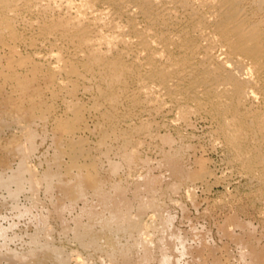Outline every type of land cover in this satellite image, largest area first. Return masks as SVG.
<instances>
[{
    "label": "rangeland",
    "instance_id": "374dc122",
    "mask_svg": "<svg viewBox=\"0 0 264 264\" xmlns=\"http://www.w3.org/2000/svg\"><path fill=\"white\" fill-rule=\"evenodd\" d=\"M23 6H22V8H24L25 10L22 8L19 9V14H18L19 17L17 16L16 20L14 19V21H15L14 27L15 26L17 27V28L15 27V30L18 29L19 34H21V35L26 34L25 36H28V34H30L29 36H31V38H33V40H34L36 38L35 33H34V31H35L34 28H36L38 26V21H40L42 23L44 21L47 22L46 20H49V19L51 20L53 17L57 16V13L52 12L51 10L50 11L52 13H49L50 12L49 10H45V12L44 11L41 12L42 14H44L41 16L40 11H36V10H38L36 8L37 6H32V8H31V6H30V8L28 6H26V7H23ZM26 8H29V9H26ZM30 9H32V11H30ZM24 11H27V12H24ZM23 13H24V15H23ZM36 13L38 15H40L41 17L40 16L38 17V15ZM47 13H49V14H47ZM46 14H47V16H46ZM53 14H54V16H53ZM25 16H27V17H25ZM21 18H23V19H21ZM19 19H20V21H18ZM29 19H31V20L29 21ZM32 19L34 21H32ZM42 19H43V21H42ZM22 20L26 24H24V22ZM28 22L30 25H31L30 22H33V23L31 26H29V24L27 25ZM35 24L37 25L36 27H35ZM29 28H30V30H29ZM32 34H34V36ZM45 39L44 38H36L35 39L36 41L34 40L33 45L28 43V42L27 43L18 42L15 44L16 46L18 45L15 48V50H17L19 52H16L14 50L15 45L13 46V48H11L12 45H9L6 43H5L6 44L5 45L4 43H2V41H0V45H1L0 47L3 46V49L0 48V54H1L0 56H2V57H0L1 66L4 65V68L5 67L7 68L8 66L13 64L12 66L13 67L16 66L15 70H17V72L19 74L22 75V71H23L24 74L22 76H29L28 70H27V68H25L26 66L23 65L20 61H18V59L20 57L22 58L24 56L26 58V57H29L31 55L32 58H34L35 57L33 55L34 51H38V50H39L38 52H39L40 56H42V57L44 55L47 56L48 52L50 51V49H49L51 47L50 44H52L53 46L55 45L56 47L54 46V48H56V49L59 46L58 48H61L63 50V52L65 50V54H67V55H70V53L72 52V48H70L68 45H67L68 47L65 46V44H68V43H65L64 41H62L60 39H58L59 42L57 41V39H54V37L53 38L47 37L46 41H45ZM52 39L54 42L52 41ZM38 40L39 41L41 40V41L39 42ZM49 42H50V44H49ZM63 42H64V44H63ZM42 43L45 45H43ZM59 43L60 44L62 43V44L60 45ZM53 46H52V48H53ZM60 46H62V47H60ZM42 50H43V54L41 53ZM45 50H47V51H45ZM66 50H68V51L66 52ZM32 51H33V54H32ZM44 53H47V54H44ZM3 55H6L5 56L6 59ZM31 56H30V59H32ZM13 57L15 59L18 58V59H16L18 62L15 59H13ZM11 58H12L13 62H12ZM126 58H128V59H126ZM126 58L125 59L127 61H129V57L127 56ZM7 59H10V60L7 61ZM38 59L41 60V61L38 60L39 62H41V64L44 62L46 65L51 63L50 61L53 60V59L50 60V59H44V58H38ZM14 60H15V62H14ZM46 60H47V62H46ZM79 60L78 59L76 60L74 58L73 61L75 64L78 63L77 68L78 69L80 68L79 71H81V69L83 67L82 66L83 61L80 60V61H82V63L76 62ZM126 60H123V61H126ZM6 63H9L10 65H6ZM17 63H18V65H17ZM20 64H22L23 66ZM45 64H43V65L45 66ZM144 66L136 68V71L138 70L139 72L138 71L136 72L135 69H132L133 72L131 70L129 72V74H128V72L125 73L126 75L124 74V77H126V78H128V76L131 77V75H130L131 73L133 75L131 78L130 77L128 78L129 80L126 78H123V80L126 79L125 82L127 84V87L129 86L130 89L127 87L124 88V89L127 88L125 91L128 93L126 94V92L124 90L120 89V87L119 88L116 87V86H118V84H117L115 86V89L118 88L116 90L118 95H117V101L115 100L114 102L109 101L111 99L104 98L100 94V89L103 87V84L105 82H104V80H102L101 75H99L100 71L98 69H95L96 71H94V70L91 71L90 72L91 74L88 73V74H85L83 76L81 75L82 77L80 75H71V77L74 79L73 80L69 77L70 75L68 76L65 73H57L55 75L57 76L58 79L53 78L56 76L55 75L52 76L53 74H51L49 71H47L46 68H44L43 71L35 77L34 82L36 81V85L34 86V88L32 90L36 91V92H32L30 90L31 94H30V92L27 94L23 93V91L21 92V89L18 88V84L16 83L15 80H13V82H12V80L10 81V79L9 80H3V78H1L0 81L3 82L2 86H5L4 89L1 86L2 90L0 88V96H1L0 97V106L2 105L0 107L1 110L2 109L5 110L4 109V106H5V108H7L6 109V111H7L9 109V107L14 106V105H16V107H18V108H20L22 106L21 107L22 110H28V109H31L32 102H33V104L35 103V107L37 106L35 108V110L38 109L39 110V111L37 110L38 113L45 111V110L46 111L48 110L47 111L48 113L45 114L46 119L45 120H42V119L37 120L33 125V128H35L34 129L35 134L37 136V138L35 136V138H36L35 147L36 148L30 154V156L27 157V160H28V163L31 164V166L35 170L37 168L36 172L39 171V173L42 174L49 167L55 166V164L53 163V159H54L55 154H57V152L58 153L62 152V157H61V161H60V164L62 166L59 165V167L63 168L64 170L68 169L66 167V165L68 167H70L73 164L72 159H71L72 142H74L76 139H78V141L82 140L84 147H85V150H89L92 153L89 151H86V153H88L87 156H89V154H90V156H89L90 158H88L85 154V155H83L84 157L80 156V159L79 158L76 159L77 160V163L75 164L76 169L74 166H73L74 168L72 167L71 175H74L75 172H78L77 168H79V167H84V166L88 167V165L91 166L90 164L91 163L93 164L95 162V160H94V158H95L97 163H96V165H94L95 164L94 163L92 165L93 167L92 166L91 167L92 168L96 167L95 169L98 171V173L100 171V174L101 173L103 174L102 176L106 179V181L108 180L107 181L108 189L110 188V186H111V188L109 190L106 188L107 192L109 194V203H107V205L109 204L108 205L109 207H108L104 202H102L100 196H98L95 192H93V191L89 192V194L86 198H78L77 196H74V194H73V188L71 189L72 185H69L71 187H69L67 185H63V184L59 183V181L56 179L54 180L53 185L50 188L48 187L47 182H43L42 184L40 183L41 185L38 184V186H32V185L28 184V185H26V188H24V190H21L19 192L20 194L19 193L17 194L18 196L16 195L17 197H15V196L13 197L12 194H10V191L8 189L0 186V229L3 228L2 230L3 231L5 230L3 232V234L0 233V250H1L0 251V254H1L0 255V264H21V263L22 264L23 263L24 264H46V263L47 264H55L54 256H53L52 252L49 251L48 249H39L35 252L34 255H29V256L25 257V259L22 262H21V260L20 261H18V260L13 261L9 257L2 255L3 253L7 254L8 250H13V251L15 250V251L19 252L20 254L24 253V255L29 254L31 252V250L36 249L37 245L39 246V245L44 244L43 241L46 240V238H44V237H46L44 232L50 233V236L53 239V240H51V238H50V240L52 243L54 242V244H55V245L53 244L54 246L58 247L60 250L65 251V253H67L69 256L71 255L69 258L70 262H68V264H82V263L83 264H100V263L103 264V260H106L108 258V254H109L108 251H110V250H106L105 248L101 249L98 245H97L98 246L97 247L95 242H93V243L92 242L89 243V241L84 242L76 234L83 233L85 231V229L90 227V226H88V225H90V223L94 224L95 228L98 225L97 229H95L96 233L103 234L102 230L100 229V226H99L100 222L97 221L98 219H93V218H96V216L99 215L100 211L102 213V215L100 213L101 216H108V215H110V212H112V210H114L113 206H115V208H118L119 206H121V200L122 199H120L119 196H116V192L114 191V189H112L114 187L113 184H115V183L117 184V182L119 185L123 186L125 196H126L125 200L128 199L132 203L134 202L132 204V208H134V207H136V208H134V209L131 208V210H130L131 215L136 214L138 210H135V209H138L137 207H139V203H140L141 199L144 198L145 196L147 198V195L144 194L145 193V191H144L145 189H143L144 185H141L140 188L136 185L137 180L141 181L143 179H144L143 181H148V180L152 181V185H153L152 191L154 192L157 204H159L161 206L162 210H160V211H162L163 213H165L169 217L170 222L168 224V227H169L171 233H173L174 235L172 234L173 244H172V248L168 251V253L170 256H172V258H174L175 264H264V178L261 176V175H263L261 173L264 170L263 169L264 168V162H263L264 160H261L263 163L261 161H260L261 163L260 162L254 163L253 167L250 168L248 166L247 162H245L244 159L240 158L236 149L227 140L226 135H225V130L221 127V124H219L220 123L219 120L217 118L213 117L212 113L214 112L213 110L215 109L214 108L215 106L212 104V102H211L210 98H208V96H207V99H205L206 97H203V96H206L205 94L202 93L199 96V92H198L197 97L192 96V99H191V97H185V98L181 97V99H182L181 100L180 98H178L177 94H175V93L172 94L173 96H171V94L165 93L163 95L164 98L162 100L164 104H162L158 101L156 102V100H154V99H147L144 96H141V94L138 93L137 85L139 87L140 84H138V83H141L139 81L143 80L142 78H144L146 76V73L150 68L149 64L144 65ZM146 66H148V67L146 68ZM142 68H145L148 70H144ZM19 69H20V71H19ZM140 69H141V72H140ZM25 70H26V72H25ZM45 73H47V76ZM137 73H139L140 76ZM141 73H142V75H141ZM64 74H65V76H64ZM143 74H144V77H143ZM41 75H43V76H41ZM49 75H50V78H49ZM88 75L90 78L87 77ZM95 76H99L102 81L100 79H98L99 77H95ZM75 77L77 78L76 82H75ZM45 78H48V79H45ZM95 78L97 80H95ZM61 79L64 80L63 82H65L67 84L63 83L61 81ZM92 79H94V80H92ZM130 79L132 80V83H134L133 85H132ZM134 79H135V81H134ZM52 80H56V81L59 80L58 81L59 84L56 81L54 82ZM69 80L70 81L73 80L74 82H70ZM80 80L82 83L80 82ZM86 80H87V82H85ZM5 81H7V82H5ZM93 81H95V82L97 81L96 82L97 84L96 83L94 84ZM127 81L128 82L130 81L131 84L130 83L128 84ZM8 82H10V83H8ZM38 82L39 83L41 82V84H39ZM77 82H78V85H77ZM88 82L90 84L87 85ZM5 83L7 85H5ZM79 83H80L81 87H80ZM63 84H65V85H63ZM92 84H94L93 85L94 88H93V86H91ZM16 85H17V87H15ZM38 85H40V86H38ZM41 86H42V88H40ZM64 86H65V88H64ZM87 86H90V87H87ZM60 87H62L63 89ZM37 88L40 90H38ZM76 88H78V89H76ZM36 89L39 92H37ZM97 89L99 90V92ZM131 89H132V91H131ZM71 90H74V92L76 94H74V92H69ZM91 91L93 94L90 93ZM129 92L131 94H129ZM176 92L178 93V90H176ZM36 93L38 95H36ZM71 93H72V95H71ZM95 93L98 94L96 97L94 96ZM65 94L67 96L66 99L64 98ZM137 94H138V96H137ZM139 94H140V97H139ZM24 95H26V96H24ZM27 95H29V96H27ZM31 95L34 99L31 97ZM73 95H75V96H73ZM125 95H127V97ZM135 95H136L137 100L133 99L135 97ZM71 96H73V97H71ZM98 96L99 97L102 96V98H98ZM130 96L133 97V98H131V100H130ZM2 97H3V99H2ZM27 97H29V98H27ZM94 97L96 99L95 101H94ZM198 97L202 98L204 101ZM5 98L7 101L5 100ZM31 98H32V100H31ZM40 98H41V100H40ZM70 98H71V100H70ZM118 98H119V100H118ZM120 98L122 99V102H120V100H121ZM141 98L143 99V101L141 100ZM177 98H178V100H181V101H178ZM124 99H126V100H124ZM127 99L129 100V102L127 101ZM173 99H174V101H173ZM197 99H198V102L196 101ZM2 100L5 103L2 102ZM35 100H36V102H35ZM133 100H134V106H133ZM144 100H146V101H144ZM186 100L189 104L186 103ZM259 100H260V98H258L256 101L253 102L255 108L253 106H252V108L257 109V110L259 109V111L261 113H264V109H263L264 108V100L263 99L260 101ZM39 101H40V103L42 102L44 104L41 103V105H42L41 106ZM101 101H103V102L105 101L104 102L105 104ZM148 101H150V102H148ZM9 102H11V103H9ZM68 102L70 103V105L68 104ZM117 102H119V103H117ZM130 102L132 104L131 106H130ZM182 102H183V105H182ZM199 102H200V104L202 103L204 105L201 104V106H200ZM256 102H257V104H256ZM3 103L6 104L8 107L6 105H4ZM36 103H38V104H36ZM108 103H110L109 104L110 107H109ZM156 103H159V104H156ZM66 104H68L69 106L68 105L65 106ZM74 104L81 106V119H83L84 121H81L82 125L81 124L79 125L82 128L79 129L78 128L79 126H78L77 127L78 129L76 128L75 132H72L71 134H67L66 132H64L63 129H61L59 127H62L60 125V124H62V122L65 123L68 119L70 120V117L73 114V112L70 111L71 108H69V107L73 106ZM80 104H83V105H80ZM161 104L166 109L164 107H162ZM179 104H181V106ZM198 104H199V106H198ZM210 104L213 105L214 107L211 106ZM255 104H256V106L257 105L258 106L256 107ZM91 105H93L92 108H89ZM152 105H153V107H152ZM176 105H179L178 109H177ZM245 105H247V104H245ZM245 105H243L241 108V110H243L242 112H244L246 109V108L243 109V107H245ZM251 105H253V104L248 103L249 107ZM38 106L40 107V109H42L41 111H40ZM82 106L87 108L88 110L85 108L83 109ZM96 106L100 110L97 109ZM105 106H107L106 110H105ZM189 106H191V107H189ZM210 106H211V108H210ZM42 107H44L45 110H43L44 108H42ZM46 107H48V109ZM122 107H124V108H122ZM129 107L131 110L128 109ZM182 107L188 108V113L185 116L182 115V112H181ZM200 107L202 109H200ZM49 108L51 110H49ZM68 108L70 110H68ZM95 108L99 111L95 110ZM107 108H108V110L109 109L110 110L108 111ZM114 108L116 110H113ZM118 108H120V110ZM158 108H160V109H158ZM192 108L194 109L193 111H192ZM261 108H262L263 112L260 110ZM92 109H94L95 111ZM144 109L145 110L147 109V110L144 112L143 111ZM210 109H211V111H210ZM1 110H0V112H3V110L2 111ZM66 110H68L69 112ZM85 110H87V111H85ZM118 110H119L121 115L119 114V112H117ZM148 110H149V112H148ZM159 110H161V111H159ZM83 111H85V113ZM114 111H116V112H114ZM123 111L129 112V114H127L128 117H126V113L124 114ZM49 112H50L51 117L49 115H47V114H49ZM151 112H153V113H151ZM53 113H55L57 120L55 119V116L53 115ZM67 113H68V116H67ZM70 113H72V114H70ZM117 114H119V115H117ZM101 115L104 116L105 119ZM57 116H59L60 119ZM113 116H114V118H113ZM115 116H117V117L115 118ZM120 116H122V117H120ZM49 117L52 120L47 119ZM61 118H63V120ZM64 119H65V122H64ZM102 119H104L105 121ZM112 119H114L115 122ZM229 119H231V117H229ZM53 120L55 122L57 121V123H55ZM60 120H62L61 123H60ZM106 120H107V122H106ZM110 120H112V121H110ZM118 120H119V122H118ZM147 121H148V123H147ZM40 122L41 123L44 122L42 124L43 126L41 125ZM99 122H100V124H99ZM108 122L110 125L108 124ZM113 122L117 123L116 127H115V124H113ZM143 122H144V124H143ZM14 123H12L11 125H6L7 128L4 126V129L2 128V130L0 127V170H2V169H3L2 171L7 170V172H11L12 170L16 169L20 160H21V155L19 154V152H17V150L15 151L14 149L13 150L11 149V148H13L12 146H14L15 140H16L15 145H17L18 143H20L23 140V138H21L23 130L21 129V127L18 126L17 122H14ZM132 125H133V127H132ZM146 128H147V131H146ZM20 129L22 132L20 131ZM104 129L108 132H106ZM101 130H103V131H101ZM115 130H116V132H115ZM103 132L106 133L107 135L105 136V134ZM112 135H114V136H112ZM250 135H252V136H250ZM68 136L70 137L71 140L68 139L69 138ZM253 136L254 135L251 133L247 135L248 145H246V147H244V151H243L244 153H246V155L248 154L247 156L250 157L251 160H252V156H254V154L257 151V148L255 147L256 148V150H255V148L252 146V143L250 144V141L253 140ZM122 137H125V138H122ZM66 138L70 141H68ZM74 138H75V140H74ZM101 138H102V140H101ZM17 141H19V142L17 143ZM75 142H77V141H75ZM124 142H125V144H124ZM135 143H136V145H135ZM106 146L109 148H107ZM132 146H135L136 148L132 147ZM124 148H126L125 149L126 151H130L132 148H133V150L135 149L134 150L136 152V155H135L136 158L134 160L135 162L134 161L128 162L127 160L123 159L124 158L123 154L125 151ZM260 148H261V150L262 149L264 150V145L261 146ZM119 149H121V150H119ZM100 150H103V152ZM263 150H262V153H264ZM118 151H119V153H118ZM122 151H123V153H122ZM109 152H111V153H109ZM106 154H107V156H106ZM119 154H121L122 157ZM93 155H95L97 157H95ZM102 156H103V158H102ZM92 157H93L94 162L91 159ZM109 157L111 158V160H109L110 159ZM138 157H139V159H138ZM165 157H167V158H165ZM171 157H175L176 161L178 162L176 171L173 170V168L169 162V158H171ZM99 160H101V161H99ZM114 160H116V161L113 162ZM136 161H138V162H136ZM81 162H83V163H81ZM51 163H53V164H51ZM84 163H85V165H83ZM112 163H119V165L121 164V166L118 167V169L114 172V174L110 172V166L108 167V165H110ZM81 164H82V166H81ZM127 164H128V166H127ZM64 166L66 168H64ZM97 166H98V168H97ZM99 166L102 167L101 170L103 172H101V170L99 169L100 168ZM132 172L134 175L132 174ZM39 173H38V175H40ZM153 180H154V182H153ZM44 183H47V184H44ZM57 183H59L60 185ZM65 186H66V188H65ZM33 187H35V188H33ZM47 188L52 189V190H49ZM144 188H145V186H144ZM142 189H143V195L139 197L138 191L140 192V190H142ZM131 192H132V194H131ZM68 193L71 196H69ZM10 196H12V197H10ZM69 198L72 199L73 201L72 200L70 201ZM138 198H139V200H138ZM99 201H100V203H99ZM117 201H119V202H117ZM68 202H70V203H68ZM114 202L115 203L117 202V203L114 204ZM71 205L73 207H71ZM55 206H56V208H55ZM103 207L105 210H103ZM71 208H73V209H71ZM57 209H59V210H57ZM101 209L104 212H102ZM151 209L152 208H150V209L148 208L147 209L148 213L147 212L144 213V215H146V216H144L145 221H148L151 216H154L156 214L155 210L154 209L151 210ZM55 210L57 212H55ZM107 210H109V211L107 212ZM51 211H54V214ZM32 212H33V214H32ZM41 212L44 214L42 215ZM96 212L98 213V215H95V214H97ZM36 213H37V217H36ZM151 213H152V215H151ZM32 215H33V217H32ZM56 215H60L61 217L62 216L63 217L61 219V217H59V216L57 217ZM35 217L37 220L35 219ZM41 217H42V219H41ZM43 217H45V218H43ZM75 219H76V221H75ZM33 220H35V221H33ZM41 220H43V221H41ZM79 222H81V223H79ZM93 222H96L97 224L93 223ZM46 224L48 226L45 228ZM37 225H38L39 229H38ZM40 229H41V231H40ZM149 231L150 232L147 231V233L142 234V236L137 235V237H136L134 235L128 239L124 235L121 236V234L120 235L117 234L115 237L117 239L120 238L118 242H119V245L121 244L123 246V248H126L128 245L131 246L130 244L133 243L135 238H136L135 241L138 240L140 242V241H143L145 237H146L145 239H148V237H149L152 239V244H155V243L157 244L156 239L157 240L159 239V241H160L159 235L156 232H154L153 230H149ZM34 236H35V238H34ZM143 236H144V238H143ZM123 237L127 240V243H125L126 246L124 245L125 239H123ZM34 240L37 242H34ZM120 240H121V242H120ZM129 242H131V243H129ZM83 244H85V245L88 244V245L85 246ZM33 245H34V247H33ZM121 245H120V247H122ZM40 247H42V246H40ZM139 249L140 248H138L136 246L132 248V250H135L133 255L134 256L136 255V257H135L136 259L138 257L137 255H138ZM42 250H43L44 254L42 253ZM95 250L97 252H95ZM104 250H106V252ZM99 251L100 252L102 251L103 253L102 252L100 253ZM104 252L106 253L105 256H104ZM107 252H108V254H107ZM160 252H161L160 249H158V248L155 249V251H154L155 254L153 253V256H152V257H154V258H152L153 264H159V258H157V257H158V254L159 255L161 254ZM97 253H98V255H97ZM134 256H133V258H134ZM155 256H156V258H155ZM71 257H73V258H71ZM73 259H75V260L73 261ZM118 263L123 264L125 262L122 258H118L117 261L115 260V264H118ZM133 264H135V263H133Z\"/></svg>",
    "mask_w": 264,
    "mask_h": 264
},
{
    "label": "bare ground",
    "instance_id": "6f19581e",
    "mask_svg": "<svg viewBox=\"0 0 264 264\" xmlns=\"http://www.w3.org/2000/svg\"><path fill=\"white\" fill-rule=\"evenodd\" d=\"M22 6L23 7L28 6L29 8H30V6H31V8H32V6H37L36 8L38 10H36V11H40V13L42 11L45 12V10H49V11L51 10L52 12H56L57 16L53 17L51 20L50 19L46 20L47 22L44 21L43 23L38 21V26L35 24V27L37 26L36 28H34L35 29V31H34L35 36H36V38H44V39L45 38L47 39V37H50V38L54 37V39H57V41H58V39H60V40L64 41L65 43H68V44H65V46L68 45L70 48H72V52L70 51L72 54L71 53H70V55L65 54V50L63 52V50L61 48H58L59 46L56 49V48H54L55 45L53 46L49 42L51 47L50 48L48 46L47 47L50 49V51L48 52V54L44 53V54H47V56H45V55L43 57L40 56L39 52H38L39 50H38V51H34V54L32 51V54L35 56L34 58H32V56L30 55L32 59H30L29 55H28L29 57H26V58L24 56L22 58L20 57L19 59L16 58L23 65L26 66V67L25 66L24 67L27 68L29 76H22L24 74L23 71H22V75L19 74L17 72V70H15L16 66L13 67L12 66L13 64L10 65L9 64L10 62H9V63H6V65H10L7 68L6 67L4 68V65H2L3 66L2 67L0 64V80H1V78H3V80H9L10 79V81L12 80V82H13V80H15L16 83L18 84V88L21 89V92L23 91V93L27 94L30 92V90L32 92H36V91L32 90L34 88V86L36 85V81L34 82V79L39 73H41L43 71L44 68H46L47 71H49L51 74H53L52 76H54L57 73H65L68 76L70 75L69 77L71 79H73L71 77V75H80V76L82 75L83 76L85 74L90 73L93 70L96 71L95 69H98L100 71V73L98 72L99 75H101L102 80H104V82H105V83L103 82L105 85L103 84V87L100 89V94L104 98L111 99L109 101L114 102L115 100L117 101L118 93L116 92V90L119 87H120V89H122L124 91L127 88H129V86L127 87L125 80L128 79L130 76H128V78H126V77H124V74L127 72L129 74V72L132 69H135V71H136V68H139L141 66L149 64L150 65L149 70L142 68L144 70H148L145 77L143 74V77H144V78H142L143 80L140 79L141 81H139L137 79L139 82H141V83H138V84H140L139 87L137 85L138 93H140L141 96H144L147 99H154V100H156V102L158 101V102L164 104L162 100L164 98L163 95L165 93L171 94V96H173L172 94L175 93V94H177L178 98H180V99H181V97H184V98L185 97H191V99H192V96L193 97L198 96L197 95L198 92H199V96L202 93L205 94L206 96H203V97H206L205 99H207V96H208V98H210L212 104L215 106L214 107L213 105L210 104L211 106H213L215 108L213 110L214 112L212 113L213 117H215L219 120V122H220L219 124H221V127L225 130V135H226L227 140L236 149L240 158L244 159V161L247 162V164L250 168L253 167L254 163L260 162L261 160H264V153H262L263 149L261 150V148H260L261 146L264 145V113H261L259 111V109L257 110V109L252 108V106L254 107L253 102L256 101L258 98H260V100H262V99L264 100V0H0V41H2V43H4V44L6 43L9 45H12L11 48H13V46L18 42H25V43L28 42V43L33 45L34 40L36 39L34 37L35 39L33 40V38H31V36H29L30 34H28V36H25L26 34L21 35V34H19L18 29L15 30L16 26L14 27V22H15L14 19L16 20V17L17 16L19 17V15H18L19 9L22 8ZM29 8H26V9H29ZM22 9H24V8H22ZM27 11H24V12H27ZM30 11H32V9H30ZM51 11L49 13H52ZM49 13H47V14H49ZM47 14H46V16H47ZM23 15H24V13H23ZM40 15L42 16L44 14L41 13ZM40 15H38V17ZM53 16H54V14H53ZM25 17H27V16H25ZM21 19H23V18H21ZM30 20L31 19H29V21ZM18 21H20V19ZM32 21H34V20L32 19ZM42 21H43V19H42ZM30 23L32 25L33 22H30ZM24 24H26V23L24 22ZM28 24H29V22L27 23V25ZM31 25L29 24V26H31ZM29 30H30V28H29ZM32 35L34 36V34H32ZM46 39H45V41H46ZM52 41H53V39H52ZM64 42H63V44H64ZM43 45H45V44H43ZM17 46L15 45L14 50ZM52 46H53V48H52ZM60 47H62V46H60ZM0 48L3 49V46ZM15 51L19 52L17 50H15ZM45 51H47V50H45ZM67 51L68 50H66V52ZM41 53L43 54V50ZM3 56L5 57L6 55H3ZM125 56L129 57V61L126 60L128 58H126ZM0 57H2V56H0ZM14 57H13V59H15ZM38 58H44V59H50V60L53 59L54 61L51 60L50 61L51 63L46 65L44 62L41 64V62H39L41 60ZM74 58L76 60L80 59L83 61V65L81 64L82 61H80V60L76 61V62H81L80 64L83 66L81 71H79L80 68L79 69L77 68L78 63H76L77 65L74 63V61H73ZM5 59H6V57H5ZM8 60H10V59H7V61ZM11 60H12V58H11ZM15 60H14V62H15ZM123 60H126L127 62L123 61ZM12 62H13V60H12ZM46 62H47V60H46ZM22 64H20V65H22ZM43 64H45L46 67ZM17 65H18V63H17ZM147 67L148 66H146V68ZM19 71H20V69H19ZM25 72H26V70H25ZM132 72H133V70H132ZM140 72H141V69H140ZM45 74L47 76V73H45ZM65 74H64V76H65ZM137 74L139 75V73H137ZM130 75H131V77L133 76L132 73ZM141 75H142V73H141ZM41 76H43V75H41ZM87 77H89V75ZM95 77H99V76H95ZM49 78H50V75H49ZM53 78H57V76L53 77ZM123 78H126V79L123 80ZM45 79H48V78H45ZM62 79H61V81L63 82L64 80H62ZM76 79L77 78L75 77V82L77 81ZM98 79H100V77ZM73 80L72 81L69 80V81L74 82ZM92 80H94V79H92ZM95 80H97V79L95 78ZM52 81L55 82L56 80H52ZM58 81H56V82L58 83ZM134 81H135V79H134ZM5 82H7V81H5ZM78 82H77V85H78ZM80 82H81V80H80ZM85 82H87V80ZM93 82L95 84L97 81L96 82L93 81ZM2 83L3 82L0 81L1 90H2V87H3V89L5 87V86H2ZM8 83H10V82H8ZM63 83H65V82H63ZM129 83H130V81L128 82V84ZM131 83H132V80H131ZM39 84H41V82ZM65 84H67V83H65ZM65 84H63V85H65ZM88 84H90V83L88 82L87 85ZM94 84H92L91 86H93ZM117 84H118V86H116ZM133 84L134 83H132V85ZM5 85H7V84L5 83ZM79 85H80V83H79ZM38 86H40V85H38ZM115 86L118 88L115 89ZM15 87H17V85ZM80 87H81V85H80ZM87 87H90V86H87ZM125 87H127V88L124 89ZM40 88H42V86ZM60 88H62V87H60ZM64 88H65V86H64ZM93 88H94V86H93ZM76 89H78V88H76ZM38 90H40V89H38ZM38 90H37V92H39ZM176 90H178V93L176 92ZM131 91H132V89H131ZM69 92H74V90H71ZM98 92H99V90H98ZM90 93H92V91ZM127 93L128 92H126V94ZM30 94H31V92H30ZM74 94H76V93L74 92ZM129 94H131V93L129 92ZM140 94H139V97H140ZM36 95H38V94L36 93ZM71 95H72V93H71ZM97 95L98 94L95 93L94 96L96 97ZM24 96H26V95H24ZM27 96H29V95H27ZM73 96H75V95H73ZM73 96H71V97H73ZM102 96L101 97L98 96V98H102ZM125 96L127 97V95H125ZM137 96H138V94H137ZM31 97H32V95H31ZM66 97L67 96L65 94L64 98L66 99ZM95 97H94V101L96 100ZM27 98H29V97H27ZM32 98H31V100H32ZM131 98H133V97L130 96V100H131ZM178 98H177V100H178ZM198 98H200V97H198ZM2 99H3V97H2ZM133 99H136V95ZM200 99L203 100L202 98H200ZM5 100H6V98H5ZM40 100H41V98H40ZM70 100H71V98H70ZM118 100H119V98H118ZM124 100H126V99H124ZM141 100L143 101L142 98H141ZM181 100H178V101H181ZM127 101L129 102L128 99H127ZM144 101H146V100H144ZM173 101H174V99H173ZM196 101L198 102V99ZM2 102H4V101L2 100ZM35 102H36V100H35ZM101 102H103V101H101ZM120 102H122V99L120 100ZM148 102H150V101H148ZM183 102H182V105H183ZM9 103H11V102H9ZM39 103H40V101H39ZM41 103H40V105H41ZM117 103H119V102H117ZM186 103H188L187 100H186ZM248 103L253 104V105H251L249 107ZM36 104H38V103H36ZM42 104H44V103H42ZM68 104L70 105L69 102H68ZM68 104H66L65 106H67ZM109 104L110 103H108V105ZM156 104H159V103H156ZM162 104H161V106H162ZM199 104H200V102H199ZM199 104H198V106H199ZM201 104H200V106H201ZM245 104H247V105H245ZM256 104H257V102H256ZM256 104H255V106H256ZM4 105H6V104H4ZM80 105H83V104H80ZM131 105L132 104L130 102V106ZM179 105L181 106V104H179ZM179 105H176L177 109L179 108L178 107ZM202 105H204V104H202ZM243 105H245V107H243V109L246 108L244 112H242L243 110H241ZM31 106H30L31 109L22 110L21 109L22 106L21 107L19 106L20 108H18V107H16V105H14V106L9 107V109L7 111H6L7 108H5V106H4L5 110L2 109L3 112H0L1 130H2V128L4 129V126L6 127V125H11L14 122H17L18 126L21 127V129L23 130L22 135L20 134L21 138H23V140L21 141L20 140L21 138L19 137L20 138L19 140L21 142L18 143L19 141H17L18 144L15 145V141H16L15 140L14 146H12L13 148L10 147L12 150L14 149L15 151L17 150V152H19V154L21 155V160H20L17 168L12 170L11 172H7V170L2 171L3 169L0 170V186L8 189L10 191V194H12L13 197L14 196L17 197L18 196L17 194L21 190H24V188H26V185H28V184H30L32 186H38V184H40V183L42 184L43 182H47L48 187L50 188L53 185L54 180L56 179L59 181V183H61L63 185H67V186L72 185V187L71 186H69V187H71V189L73 188L74 196H77L78 198H86L88 196L89 192L93 191L98 196H100L102 202H104L107 205V203H109V194L107 192V189H108L107 181L108 180L106 181V179L102 176L103 174L102 173L100 174V171L98 173V171L95 169L96 167L92 168L93 167L92 165L94 163H95L94 165H96V163H97L95 158H94L95 162L93 161V157L91 158L92 161L94 162L93 164L92 163L90 164L92 167L89 165H88V167H86V166L79 167V168H77L78 172H75L74 175H71V169L73 166L75 167V164L77 163L76 159H78V158L80 159V156L82 157L85 154L87 156L88 153H86V151H89V150H85V147H84L82 140L81 141L80 140L78 141V139L75 140V138H76L75 137L74 140L77 142H75V141L72 142L71 159H72L73 164L70 167H68L66 165V167L68 169L64 170L63 168L59 167V165L62 166L60 164L62 152L61 153L57 152V154H55L54 159H53V163L55 164V166L49 167L42 174H40L39 171H37L40 175H38V173L36 172L37 168L35 170L31 166V164L28 163L27 157L30 156V154L36 148L35 142H36L37 136L35 134V130H34L35 128H33V125L37 120H41V119L45 120L46 119L45 114L48 113L47 112L48 110L46 111L44 107H42V108H44L43 110H45V111L38 113L37 112L38 109L35 110V108L37 106L35 107V103L33 104V102H32ZM92 106L93 105H91L89 108H92ZM133 106H134V100H133ZM211 106H210V108H211ZM48 107H46V108L48 109ZM106 107L107 106H105V110H106ZM109 107H110V105H109ZM124 107H122V108H124ZM152 107H153V105H152ZM162 107H164V106H162ZM189 107H191V106H189ZM69 108H71V110ZM69 108H68V110L73 112L74 115L72 113H70L73 115V116L71 115V117L69 116L70 120L67 118L68 120L65 122V119H64L65 123L62 122V124H60L62 127H59L61 129H63L64 132H66L67 134H71L72 132H75L76 128L81 124V121H84L83 119H81V106L74 104L73 106H71ZM84 108L85 107H83V109ZM96 108H97V106H96ZM96 108H95V110L99 109V108H97V109ZM39 109H40V107H39ZM85 109H87V108H85ZM118 109L120 110V108H118ZM128 109H130V107ZM158 109H160V108H158ZM200 109H202V108L200 107ZM41 110L42 109H40V111ZM49 110H51V109L49 108ZM68 110H66V111H68ZM87 110H85V111H87ZM92 110H94V109H92ZM99 110H97V111H99ZM107 110H108V108H107ZM113 110H116V109L114 108ZM119 110L117 112H119ZM146 110L144 109L143 111L145 112ZM193 110L194 109L192 108V111ZM260 110L262 111V108ZM85 111H83V112L85 113ZM159 111H161V110H159ZM210 111H211V109H210ZM114 112H116V111H114ZM127 112L123 111L124 114L126 113V117H128L127 114H129V112L128 113ZM148 112H149V110H148ZM181 112H182L183 116L187 115L188 108L182 107ZM151 113H153V112H151ZM119 114H120V112H119ZM119 114H117V115H119ZM47 115L50 116V112ZM53 115L55 116V113H53ZM59 116H57V117H59ZM67 116H68V113H67ZM50 117L47 119H51ZM102 117L104 118V116H102ZM116 117L117 116H115V118ZM120 117H122V116H120ZM229 117H231V119H229ZM113 118H114V116H113ZM55 119H56V116H55ZM59 119H60V117H59ZM61 119L63 120V118H61ZM104 119H102V120H104ZM62 120H60V123ZM112 120L115 122L114 119H112ZM112 120H110V121H112ZM106 122H107V120H106ZM114 122H113V124H115V127H116L117 123H114ZM118 122H119V120H118ZM43 123H41V125ZM55 123H57V121ZM147 123H148V121H147ZM99 124H100V122H99ZM108 124H109V122H108ZM143 124H144V122H143ZM132 127H133V125H132ZM78 128L80 129L82 127L79 126ZM21 129H20V131H21ZM101 131H103V130H101ZM146 131H147V128H146ZM106 132H108V131H106ZM115 132H116V130H115ZM250 133L254 135L253 140H251V139H250L251 141L249 140L250 144L252 143V146L254 148L255 147L257 148L256 153L254 154V156H252V160L250 157L247 156L248 154L246 155V153L243 152L244 147H246V145H248L247 135ZM104 134H105V136L107 135L106 133H104ZM35 136H36V138H35ZM112 136H114V135H112ZM250 136H252V135H250ZM122 138H125V137H122ZM68 139H70V137ZM70 140H68V141H70ZM101 140H102V138H101ZM124 144H125V142H124ZM135 145H136V143H135ZM132 147H135V146H132ZM107 148H109V147H107ZM256 148H255V150H256ZM125 149L126 148H124V150ZM119 150H121V149H119ZM134 150H133V148L130 151L125 150L124 154H123V157H124L123 159L127 160L128 162L134 161L136 158V156H135L136 152ZM100 151L103 152V150H100ZM89 152H91V151H89ZM109 153H111V152H109ZM118 153H119V151H118ZM122 153H123V151H122ZM121 154H119V155L121 156ZM89 156H90V154H89ZM89 156H87V157L90 158ZM93 156H95V155H93ZM106 156H107V154H106ZM95 157H97V156H95ZM102 158H103V156H102ZM165 158H167V157H165ZM138 159H139V157H138ZM109 160H111V158ZM99 161H101V160H99ZM115 161L116 160H114L113 162H115ZM136 162H138V161H136ZM169 162H170L173 170L176 171L177 170V163H178L176 161V158L175 157L169 158ZM53 163H51V164H53ZM81 163H83V162H81ZM83 165H85V163ZM81 166H82V164H81ZM109 166H110V172L114 174V172L118 169L119 166H121V164L119 165V163H112V164L108 165V167ZM127 166H128V164H127ZM66 167L64 166V168H66ZM97 168H98V166H97ZM75 169H76V167H75ZM99 169L101 170L102 167H100ZM101 172H103V171L101 170ZM132 174H133V172H132ZM261 174H263L261 176L264 178V170ZM143 180H141V181L137 180L136 185L139 188L141 185L145 186V188L143 186V189H145L144 194L147 195V198L145 196L144 198L141 199V201L139 203V207H137L138 209H135V210H138L136 214L131 215L130 210H131L132 204L134 202L132 203L128 199L125 200L126 196H125L123 186L119 185L117 182V184L116 183L113 184L114 187L112 189H114V191L116 192V196H119L120 199H122L121 200V206H119L118 208H115V206H113L114 210H112V212H110V215H108V216H101L102 215L101 211H100L101 215H100V213L98 215V213L96 212L97 214H95V215H98V216H96V218H93V219H98L97 221L100 222L99 226H100V229L102 230L103 234L96 233L95 229H97L98 225L95 228V225L91 224V223H90V225H88L90 227L85 229V231L83 233H81V234L78 232H77L78 234L75 233L84 242H88V241H89V243L95 242L96 246L98 245L101 249L105 248L106 250H110V251H108L109 254L107 252L108 258L106 260H103V264H115V260L117 261L118 258H122L124 260L125 263H123V264H133V263H135V264H153L152 258H154V257H152V256H153V253H154L156 248L160 249V251H161L160 252L161 254L160 255L158 254V257H157V258H159V264H175L174 258H172V256H170L168 253V251L172 248V244H173V238H172L173 233H171V231L168 227V224L170 222L169 217L165 213L160 211V210H162L161 206L159 204H157L154 192L152 191V186H153L152 181H149V180L143 181ZM153 182H154V180H153ZM47 183H44V184H47ZM59 183H57V184H59ZM33 188H35V187H33ZM49 188H47V189H49ZM65 188H66V186H65ZM110 188H111V186H110ZM143 189L140 190V192L138 191L139 197L143 195ZM49 190H52V189H49ZM131 194H132V192H131ZM68 195H69V193H68ZM12 196H10V197H12ZM69 196H71V195H69ZM69 200L71 201L72 199L69 198ZM138 200H139V198H138ZM117 202H119V201H117ZM68 203H70V202H68ZM99 203H100V201H99ZM116 203L114 202V204H116ZM71 207H73V206L71 205ZM55 208H56V206H55ZM134 208H136V207H134ZM134 208H132V209H134ZM148 208L154 209L156 214L154 216H151V217L149 216L150 219L148 218L149 220L145 221L144 216H146V215H144V213L147 212ZM71 209H73V208H71ZM57 210H59V209H57ZM103 210H105L104 207H103ZM103 210H102V212H104ZM108 211L109 210H107V212ZM51 212H53V214H54V211H51ZM55 212H57V211L55 210ZM32 214H33V212H32ZM43 214L44 213H42V215ZM151 215H152V213H151ZM56 216L61 217L60 215H56ZM32 217H33V215H32ZM36 217H37V213H36ZM36 217H35V219H36ZM62 217H61V219H62ZM43 218H45V217H43ZM41 219H42V217H41ZM33 221H35V220H33ZM41 221H43V220H41ZM75 221H76V219H75ZM96 222H93V223H96ZM79 223H81V222H79ZM47 226L48 225L46 224L45 228ZM37 227H38V225H37ZM2 229H0V233L3 234V232L5 230L3 231ZM38 229H39V227H38ZM149 230H153L154 232H156L159 235L160 241H159V239L158 240L156 239V242H157V244L155 243L156 245L152 244L151 238H149L147 236L148 239H145L146 237L144 238V236H143V238H144L143 241H140V242L138 240L135 241L136 240V238H135L133 243L130 244L131 246L128 245L126 248H123V246L121 244L120 245L122 247H120L119 242H118L120 238L117 239L115 237L117 234H119V235L121 234V236L124 235L128 239L134 235L136 237H137V235L142 236V234L147 233V231L150 232ZM40 231H41V229H40ZM44 234L46 236V237H44V238H46V240L43 241L44 244L39 245V246L37 245L36 249L31 250V252L29 254L24 255V253L20 254L19 252L15 251V250L14 251L8 250L7 254L3 253L2 255L9 257L13 261H17V260L20 261L21 260V262H22L25 259V257H27L29 255H34L37 250L48 249L49 251L52 252V254L54 256L55 264H68V262H70L69 258L71 255L69 256L67 253H65V251L60 250L58 247L54 246L55 244H54V242L53 243L51 242V240H53V239L51 238L49 232H46V233L44 232ZM35 236H34V238H35ZM50 238H51V240H50ZM123 239H125V238L123 237ZM121 240H120V242H121ZM37 241L34 240V242H37ZM125 241H124V245H125V243H127L126 239H125ZM129 243H131V242H129ZM83 245H85V244H83ZM87 245H85V246H87ZM40 246H42V247H40ZM135 246L140 248L138 250L137 259L135 258L136 255L135 256L133 255L135 250H132V248ZM33 247H34V245H33ZM96 250H95V252H97ZM106 250H104V251L106 252ZM105 252H104V256L106 254ZM42 253H43V250H42ZM98 253H97V255H98ZM133 256H134V258H133ZM71 258H73V257H71ZM155 258H156V256H155ZM74 260L75 259H73V261Z\"/></svg>",
    "mask_w": 264,
    "mask_h": 264
}]
</instances>
